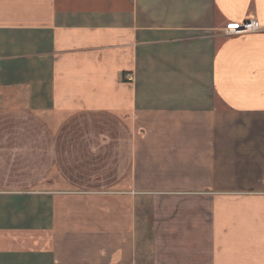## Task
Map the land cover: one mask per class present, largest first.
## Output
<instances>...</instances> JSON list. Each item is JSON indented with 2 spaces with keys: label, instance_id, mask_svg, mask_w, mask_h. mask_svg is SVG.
Segmentation results:
<instances>
[{
  "label": "crops",
  "instance_id": "crops-1",
  "mask_svg": "<svg viewBox=\"0 0 264 264\" xmlns=\"http://www.w3.org/2000/svg\"><path fill=\"white\" fill-rule=\"evenodd\" d=\"M0 124V264H264V0H0Z\"/></svg>",
  "mask_w": 264,
  "mask_h": 264
},
{
  "label": "built area",
  "instance_id": "built-area-1",
  "mask_svg": "<svg viewBox=\"0 0 264 264\" xmlns=\"http://www.w3.org/2000/svg\"><path fill=\"white\" fill-rule=\"evenodd\" d=\"M262 27L256 19L247 18L240 22L227 23L223 28V32L225 35L244 34L259 31Z\"/></svg>",
  "mask_w": 264,
  "mask_h": 264
},
{
  "label": "rangeland",
  "instance_id": "rangeland-1",
  "mask_svg": "<svg viewBox=\"0 0 264 264\" xmlns=\"http://www.w3.org/2000/svg\"><path fill=\"white\" fill-rule=\"evenodd\" d=\"M99 121H101L100 123V125H99V127H101V128H103V129H107V127H108V122H107V116H105V115H103V117H101V119L99 118ZM88 122H91V121H88ZM4 126V124H0V127H3ZM40 126H41V124H40ZM94 127V126H93ZM100 128V129H101ZM91 129V128H90ZM39 173H41V172H39ZM20 183H22V182H20ZM23 183H25V182H23ZM22 183V184H23ZM36 183H42V182H36Z\"/></svg>",
  "mask_w": 264,
  "mask_h": 264
}]
</instances>
